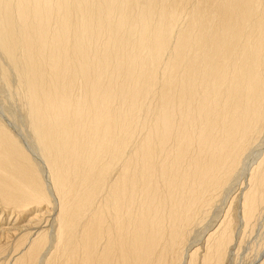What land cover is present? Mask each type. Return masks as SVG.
Returning <instances> with one entry per match:
<instances>
[{
	"label": "bare ground",
	"instance_id": "obj_1",
	"mask_svg": "<svg viewBox=\"0 0 264 264\" xmlns=\"http://www.w3.org/2000/svg\"><path fill=\"white\" fill-rule=\"evenodd\" d=\"M0 85L8 264H226L264 223V0H0Z\"/></svg>",
	"mask_w": 264,
	"mask_h": 264
},
{
	"label": "rangeland",
	"instance_id": "obj_2",
	"mask_svg": "<svg viewBox=\"0 0 264 264\" xmlns=\"http://www.w3.org/2000/svg\"><path fill=\"white\" fill-rule=\"evenodd\" d=\"M0 88H1V90H0V115L3 118H5V120L8 124H10L9 125L10 127L14 126L13 128L15 129V132L20 133L19 135H23V134H21L20 129L17 127L18 125H17L16 121H14L13 119L10 120L7 118V114L10 112L13 113L14 116L17 115L16 114L17 113V106L13 102L9 101V99L6 100L4 98V96H7L8 91H6V89H4V87H2L1 85H0ZM16 130H18V131H16ZM19 137H21V136H19ZM261 138L262 137H260V139ZM21 139H23L24 143L27 145V142H26L24 135H23V137H21ZM249 151H250V149L249 150L247 149L246 152L244 153V155L242 154V160H241L240 164H238V168L240 170L237 169L238 173L236 171L235 174L233 175L235 177H233V179L231 180V182L233 181L232 182L233 184L231 185V182L227 184V187L230 185L229 186L230 190H231V186H232V188L235 186L234 187L235 189L238 188L237 185H238V183H240L242 177L244 176L243 170H244L245 165H246V163H244V161L248 160L249 157L253 154V153L250 154ZM244 157L246 160L243 159ZM227 187H226V190L223 191L224 193L226 191H228L229 187H228V189H227ZM234 188H233V191L235 190ZM224 193H222L221 194L222 197L219 196L220 198L215 200L216 202H214L212 207H210L212 209L210 212V216L207 217V220L212 215H215L218 210H220L221 207H219V206L224 207L226 205V203L223 204L224 206L222 205L223 200H225V198L227 197L224 195ZM219 199H221V200H219ZM255 221L256 222H254V224L251 227H249L248 230L244 231L242 238L239 241L240 242L239 247L237 248L236 252L232 255L233 257L230 256V258L228 259V262L226 264H252V263H254V261H257L259 258H261V255L264 254V223H263V220L261 219L260 216H259V219L255 220ZM205 222H206V220H205ZM238 224H239V222H238ZM202 225H203V223H202ZM202 225L198 224L197 227L195 226L193 228V232H192L191 236L196 235L194 232H196L198 230L197 228L201 229ZM9 245H11V243H9L7 245V248H6L7 250H5L3 253L0 254V264H8L12 261L13 252L10 251L11 248L8 247Z\"/></svg>",
	"mask_w": 264,
	"mask_h": 264
}]
</instances>
